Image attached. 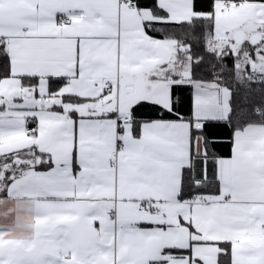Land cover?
<instances>
[{"label": "snow or ice", "instance_id": "obj_1", "mask_svg": "<svg viewBox=\"0 0 264 264\" xmlns=\"http://www.w3.org/2000/svg\"><path fill=\"white\" fill-rule=\"evenodd\" d=\"M0 264H264V0H0Z\"/></svg>", "mask_w": 264, "mask_h": 264}]
</instances>
